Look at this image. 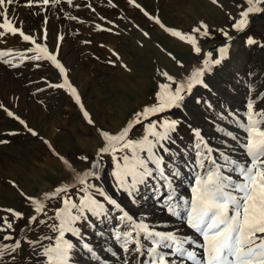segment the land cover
<instances>
[{"label": "rangeland", "instance_id": "1", "mask_svg": "<svg viewBox=\"0 0 264 264\" xmlns=\"http://www.w3.org/2000/svg\"><path fill=\"white\" fill-rule=\"evenodd\" d=\"M136 2L150 15L157 16L166 27L189 32L199 21H204L212 35L200 38V44L204 51H213L214 57L215 49L226 43L216 30L230 26L229 13H238L234 0H217V3L213 0ZM26 3L27 0H18L10 6V18L26 34L34 35L37 43L46 44L49 52L56 54L66 70L61 74L48 60L25 61L18 68L0 61V103L38 133L32 135L18 120L0 109V140L8 141L0 143V209L12 207L28 211L21 192L39 197L69 182V177L74 175L56 153L65 157L75 169L86 170L88 163L79 157L88 156L90 160L96 157L97 150L104 143L98 129L111 133L121 130L135 112L154 102L159 84L165 82L160 72L167 71L180 79L199 63L203 53L197 57L189 44L166 32L128 0H112L111 3L109 0H73L72 5H68L67 0H61L55 6L34 4L32 7L25 6ZM88 4L91 8L87 7ZM69 14L78 19H69ZM249 20L243 32H235L229 27L233 40L229 42L228 56L204 76L207 88L195 86L181 108L150 118L159 120L166 117L181 121L174 134L175 143L168 145L172 149L171 154L162 153L166 160L180 168L181 175L175 180L178 196L190 199L194 183L192 129L201 130L214 149L227 151L241 161L246 159L241 147L245 133L231 119H222L221 114L227 115L231 111L243 118L247 99L264 93V13L251 14ZM96 24L112 31L97 30ZM45 27L46 41L43 39ZM143 32L149 35L144 36ZM57 37L63 39L58 41ZM249 37L257 43L248 44ZM29 47L33 45L23 42L19 35L9 34L0 38V50L25 51ZM177 61L184 66L181 67ZM65 78L71 88L67 85L63 88L49 86L61 84ZM72 88L80 98L79 104L72 95ZM255 107L264 108V100ZM84 111L89 113L94 124L88 123ZM219 127L227 128L240 139L232 140L219 132ZM142 131L143 125H137L129 138H135ZM12 132L16 135H9ZM214 155L218 158V153ZM112 169L111 157L105 154L99 178H90V182L103 188L134 217L144 219L158 230L177 231L182 236L199 238L182 217H171L166 212L163 199L167 193L163 188L157 192L155 181L150 180L139 188L134 203L116 186ZM71 182L76 183L74 180ZM69 194L75 197V189L70 188ZM155 199L158 204L152 205ZM60 206L58 199L49 201L46 208L48 215H53V209ZM4 215L12 219L10 214L0 211V216ZM117 215L118 212L113 211L109 218L90 217L89 223L84 225V239L91 243L96 257L82 247L78 238L67 235L77 245L75 264H125L126 259L128 264H137V260L144 259L135 253L126 255L115 240L112 228L117 224ZM41 219L46 220L47 217L41 215L30 230L22 233L21 250L15 254V261L6 255L0 264H35L33 248L27 241L56 235L48 227L54 221L39 224ZM17 223L19 227L24 226L22 221ZM19 227L14 225L15 232L9 230L15 238L20 235ZM0 242L13 241H3L0 234Z\"/></svg>", "mask_w": 264, "mask_h": 264}, {"label": "snow or ice", "instance_id": "2", "mask_svg": "<svg viewBox=\"0 0 264 264\" xmlns=\"http://www.w3.org/2000/svg\"><path fill=\"white\" fill-rule=\"evenodd\" d=\"M60 2L61 0H27L25 6L32 7L34 4L55 6ZM111 2L112 0H109V3ZM16 3L18 0H0V18H2L0 38L9 34L19 35L23 42H30L33 47L25 51L11 48L0 50V61L12 68H18L25 61L48 60L59 69L61 74H64L66 70L56 54L50 53L46 44L37 43L34 35L26 34L22 27L14 24L13 18H10L12 14L9 8ZM128 3L140 9L144 16L154 20L173 37L189 44L197 57L203 53L202 59L180 79L167 71L160 72L165 82L159 84L154 102L135 112L121 130L111 133L98 129L104 143L97 150L96 157L91 160L88 156L79 157L88 163L86 170L75 169L65 157L56 153L74 175L69 177V182L39 197L21 192V196L25 197L28 211L23 208L16 210L12 207L0 209L10 214L12 218L9 219V215L0 216L2 240L13 241L0 242V260L7 255L15 261V254L21 250V240L10 234L9 230L15 232L14 225L19 227L18 221L24 224L23 227H19L20 232L30 230V226L35 224L41 215L46 216L47 219L39 220V224L54 221L48 224V227L56 235L27 241L33 248L35 264H75L74 255L77 245L72 239L67 238L68 234L78 238L82 242V247L91 256L96 257L97 253L93 246L84 239L83 227L89 223L90 217L109 218L111 212L117 211L118 215L115 217L117 224L112 228V235L126 255L135 253L144 257L142 261L137 260V264H264V108L255 107L264 100V93H259L256 98L250 96L247 99L243 118L231 111H228L227 115L221 114L222 119H231L232 123L238 125L245 133L241 144L246 156L245 160L234 158L227 151L214 149L202 135L201 130L192 129V149L195 154L192 167L195 175L190 199L177 195L175 180L181 175L180 168L173 165L170 160H166L162 154H171L172 149L168 145L175 143L174 134L181 121L166 117L150 120L151 117L166 111L181 108L185 98L195 86L208 87L204 82V76L212 72L214 67L220 65L228 56L229 42L233 40L229 27L235 32H243L250 23L251 14L264 13V0H240V2L234 0V7L238 9V13H229L230 26L216 30L225 38L226 43L215 49V57L213 51H204L200 44V38L212 35L204 21H199L189 32H184L166 27L157 16L150 15L136 0H128ZM213 3H217V0H213ZM67 4L72 5L73 0H67ZM75 6L79 7V5ZM112 6L116 7L115 4ZM87 7L91 8V5L88 4ZM92 11L95 12V9L93 8ZM68 18L78 19L70 14ZM108 23L113 22L108 21ZM95 28L112 31L111 28H102L100 24H96ZM143 35L148 36L149 33L143 32ZM43 39L47 40L46 27ZM57 39L60 41L63 37ZM89 42L85 41V43ZM246 42L257 43L252 37ZM177 63L181 67L184 66L180 61ZM66 85L71 88L65 78L63 83L49 86L63 88ZM71 92L79 104L80 98L76 90L72 88ZM0 109H3L9 117L18 120L32 135H38L4 104L0 103ZM83 114L89 124H94L87 111ZM149 120L150 122L145 124V121ZM137 125H143L142 133L135 138H129ZM218 131L232 140L240 139L227 128L219 127ZM9 135L16 133L12 132ZM7 142L0 140V143ZM214 153H218V158ZM105 154L111 157L112 177L116 186L132 198L134 203L139 188L150 180L155 181V190L159 192L163 188L167 193L163 200L166 212L171 217H182L187 226L201 239L198 241L192 236H182L177 231L158 230L144 219L134 217L103 188L91 183L90 178L97 179L100 176ZM73 180L76 183H72ZM70 188L75 189V197L69 194ZM57 199L61 206L54 208L53 215L49 216L46 211L47 204ZM42 241L48 243L44 244ZM125 264H128L127 259Z\"/></svg>", "mask_w": 264, "mask_h": 264}, {"label": "bare ground", "instance_id": "3", "mask_svg": "<svg viewBox=\"0 0 264 264\" xmlns=\"http://www.w3.org/2000/svg\"><path fill=\"white\" fill-rule=\"evenodd\" d=\"M164 200V199H163ZM160 202H162V200L160 201ZM159 202V203H160ZM155 204H158V200L157 199H155V202H153V204L152 205H155ZM180 221V220H179ZM187 227V226H186ZM197 239H199V238H197ZM200 240V239H199Z\"/></svg>", "mask_w": 264, "mask_h": 264}, {"label": "water", "instance_id": "4", "mask_svg": "<svg viewBox=\"0 0 264 264\" xmlns=\"http://www.w3.org/2000/svg\"><path fill=\"white\" fill-rule=\"evenodd\" d=\"M131 119V118H130ZM52 190V189H51ZM51 190H49V191H51ZM23 227V226H22ZM22 233L23 232H20V235H19V237H18V239H20L21 237H22Z\"/></svg>", "mask_w": 264, "mask_h": 264}]
</instances>
